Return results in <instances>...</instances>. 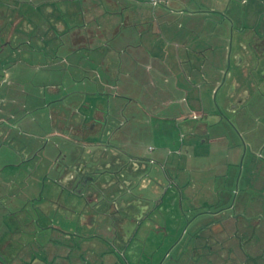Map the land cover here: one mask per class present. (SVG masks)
<instances>
[{
  "label": "rangeland",
  "instance_id": "374dc122",
  "mask_svg": "<svg viewBox=\"0 0 264 264\" xmlns=\"http://www.w3.org/2000/svg\"><path fill=\"white\" fill-rule=\"evenodd\" d=\"M80 1L86 3L85 6L82 4V12L79 6ZM107 1L67 0V3L60 4L58 8H51L52 12L49 16L41 12L28 15L30 22L28 21L27 31L32 34L29 33L28 40L34 47V52L29 46L21 44L19 39L13 40L12 47L10 45L2 47L4 49L1 53L4 58L3 68L10 67L16 59H25L26 53H33L41 58L53 56L49 59L50 61H46L47 59L44 61L42 58L37 62L39 65L42 61L49 65L57 62L55 69L50 68L52 73L54 72L51 79L60 82L61 85L64 83L74 85L72 82L75 78L84 75L76 67L78 62L76 57L110 56V49L114 48L122 63L121 76L125 74L126 81L127 74L130 79L125 84L127 90L122 88L126 94L123 95L126 96L125 99L118 98L109 105L104 97L95 96L92 107L75 112L64 107L54 111L52 109L31 110L29 105L33 100L32 96L35 95L36 98V101L32 102L40 103L44 93H49L46 86L42 85L43 78L39 76L28 78L32 82H26L30 83V87L25 85L23 88L16 86L8 88L19 91V93L15 92V98L7 96L8 101L9 99L17 101L18 118L25 117V121L30 123L34 117L37 124L33 126L34 122H32V126L29 125L23 130V134L18 135L19 140L16 143L13 142L10 145L9 141H6V145L21 148L24 145L34 144L35 147L38 146L37 148H45V151L41 149L33 157L27 167L20 168L19 173L18 169L0 171V231L3 242L13 239V243L10 244L11 249L7 248L8 252L20 246L14 241L15 238L31 234V231L39 227L42 229V236L39 230L40 235L36 239L38 244L31 252L32 264H108L109 250L103 251L104 247L99 248L94 238H83L85 235H94L95 228L93 230L87 224L79 222L78 214H75L73 206H78L79 209L81 208L79 212H82L90 191V193L98 194L100 203L122 198L125 202H118V205L123 214L128 215L127 217L140 215L142 204L151 210V216L147 220L148 225L144 224L145 228H142V231L146 230L137 234L134 242L137 244H134L132 252L126 253L123 257L114 251L115 254L112 255L114 260L111 264H123L125 260L131 264H144L145 259L149 264L153 256L156 259L160 257L156 249L164 241L163 249H167L163 257L169 254L167 262L188 264L187 260L192 248L202 247V242L205 241L204 238L194 237L193 231L203 228V224L209 222H205L201 218L202 215L198 214L209 210L219 213L222 220L227 219L225 222L228 234L225 238L227 247H237V251L242 252L237 254V257L240 256L241 263L245 264L249 261L246 256H251L253 248L257 247L264 252V87L260 86L264 85V79L258 78L259 85L257 83L253 86L248 85L249 71L246 70L251 63L256 65L257 55L259 52L261 54L264 52V45L258 41L260 38L253 30L256 16L264 10V0H226L228 29L231 22L236 29L242 27L243 42L240 47L233 40L231 54L228 42L226 70L232 77L235 78V74L238 76L237 80L241 88L245 89L241 94L244 100L236 103L232 109L219 110L212 96L211 103L206 104L209 108L204 110V115L194 113L196 117L193 119V113L186 106L191 103V96L182 92L179 100L187 109L182 107L179 111L177 110L178 114L182 111L186 116L182 119L183 125L180 127L176 124L179 120L171 117L175 115L176 110L164 108L159 102L162 94L168 95L169 92H175L177 84L186 87V91L189 88L185 76L188 66L185 60L186 55H189L190 43L185 39L188 22L185 18L176 19L175 16L167 19L170 23L177 24L176 26H182L180 30L175 26L179 34L173 39L171 34H168L169 38H166L157 33L156 25L160 23V17L150 19L156 11L176 10L177 6L183 9L186 6L193 7L197 0H180V2L171 0L167 5L164 3L154 5L150 0H141L144 6L143 13L135 10V0H113L115 2L113 6H108ZM98 7L99 14H97L98 10H94ZM251 9L253 11L250 13ZM90 17L94 20L90 19L88 27L85 19ZM149 20L150 22H147ZM122 22H127L129 25L125 26L121 24ZM138 22L143 24L136 26ZM23 25L25 24H20V30L23 29ZM85 25L87 29L84 28ZM97 25L102 29L98 31ZM138 27L145 29L147 42L143 44V47H140L136 41ZM88 28L92 30V33ZM117 28L119 33L115 36L113 34ZM4 33H7L6 30ZM80 35L94 39L97 43L96 48L86 49L75 44V39H78ZM260 37L264 39L262 35ZM104 38L105 42L108 41L105 43L107 45L103 43ZM128 41L129 43L126 44ZM256 41L257 49L250 45ZM99 44H102L104 48H100ZM260 49L261 51L258 52ZM144 50L151 55L145 56ZM176 51L180 58L175 57ZM56 56L67 58L63 69ZM111 60L104 68L97 62L90 67L94 71L97 70L101 75L100 78L105 82L109 78L105 77L108 73L107 68L112 72V64H116V58L115 63ZM232 81L233 78H228L226 86H231ZM122 83L123 78L119 82L120 89ZM33 86L35 90L28 92L29 89H33ZM100 90L103 91V89ZM105 90L112 92V89ZM28 97L31 99H27ZM130 99L132 103H129ZM25 103H27L26 106ZM145 112L150 116H146ZM33 113H35L34 116H32ZM88 114L95 121L93 130L90 129L94 124L85 127L80 135L69 133L64 129L69 124L77 125L79 120L83 123L84 115ZM42 116L47 119L45 126L42 123ZM47 125L51 128L49 129ZM3 129L5 133L6 127L3 126ZM180 130H184L183 137L192 140L191 147L184 146L179 149L181 147L178 143ZM54 131L65 132L69 139L64 137L62 139L53 134L50 137L45 135ZM19 133H21L20 130ZM39 134L43 135V140L40 137L30 142L32 139L28 137ZM121 150L133 152L137 156L150 154L153 162L149 164L147 158L145 162L133 164L122 154L123 152H120ZM162 150L168 160L161 161L153 158V155ZM176 151L179 153L176 154ZM86 171L90 172L89 176H94L93 172L97 173L94 178L98 185L97 189L85 184L86 176L81 178V173ZM76 174L79 175L77 179H75ZM44 181L63 186L65 188L63 196L60 197L58 189L54 188H46L42 191L41 186ZM176 183L182 188L184 195L182 207L178 205L174 207L169 203L171 197L174 199L178 193ZM89 187L91 188L87 191ZM166 190L168 191L164 197V203L156 207L154 200L160 199ZM69 195H73L74 198ZM27 196L30 200L26 198ZM175 197L178 198V195ZM203 198L209 199L212 205L198 206L197 204ZM136 200L140 202L139 205L136 204ZM70 204L72 207L67 210ZM127 204L128 210L125 207ZM176 209L180 222L178 219L176 222L170 221L175 219ZM104 213L99 209L96 211L95 218L102 217ZM220 217L216 218L220 219ZM194 218L197 219L193 221ZM208 218L216 224L221 220L215 221L216 218L211 216ZM229 218H235V220L230 221ZM163 220L168 221L167 225L170 228L166 239L158 228ZM92 221L96 223L95 219ZM103 224L99 223L100 227ZM99 225L96 231L100 230ZM16 227L19 228L18 231L13 230ZM58 227L59 229L62 227L61 231ZM234 234L237 235L236 239L233 237ZM146 236L147 239H145ZM140 243L142 246L139 245ZM90 248L91 251L93 250L92 253ZM9 253L1 257L3 262H7ZM26 256L29 255L26 254ZM261 258L258 259L259 263L262 261ZM154 264H160V261L157 260Z\"/></svg>",
  "mask_w": 264,
  "mask_h": 264
},
{
  "label": "crops",
  "instance_id": "0c3cea01",
  "mask_svg": "<svg viewBox=\"0 0 264 264\" xmlns=\"http://www.w3.org/2000/svg\"><path fill=\"white\" fill-rule=\"evenodd\" d=\"M152 1L153 0H150L151 3ZM170 1L171 0H157V3L154 5H158L160 3H164V5H167ZM178 1L180 2V0ZM65 3H67V0H37V1L36 0H0V171H3V169H10V170L18 169L17 172L19 173L20 172L19 169L27 167L30 161L33 159V157H35V155L41 149L45 151V148H37L38 146L35 147L34 144H31L30 146L24 145L21 148L20 147L12 148L10 146L13 144V142L16 143L19 140L18 135L23 134V130L26 127H28L29 125L32 126L33 124L32 122H34L33 126H35L37 124V121L34 120L33 117V119H31L30 122L31 124H30L29 121L27 122L25 121V117H22L20 119L18 118L16 113V111L18 110L16 108L17 101H15V99H9L8 101L7 96L10 95L15 98L16 93H19V91H13L8 88L13 86H16L18 88H23L25 85H28L30 87L31 86L30 83L32 82H30L31 79H28L29 77L35 78L36 76H39V78H43L42 85L46 86L49 93L47 94L44 93L40 103L32 102V101H36L35 95L32 96L33 100L31 101V105H29V107L33 111L40 109H52L54 111L55 109L64 107L66 109H70L71 111L75 112L81 109L87 110L88 107H92L93 105L92 100L96 98L95 96L102 98L104 97L108 101L109 105L111 102L117 100L118 98L125 99L126 97L123 96L126 95L124 94L123 91L124 89L127 90L125 88V84L126 81L130 79L128 78L127 74H126V79H127L126 81H125V74L121 76L122 63L120 60V56L117 54L114 48L110 49L111 51L110 56L99 55V57L101 58H97V57L93 58L92 55L76 57L78 59L76 67L79 69V71H82L84 75L82 77L75 78V80L72 82L74 85H69L65 83L61 85L60 82L51 79L52 74L54 76V72L52 73L51 69L56 68L57 62H54L53 64L50 65L48 63L45 64L43 61L41 65H39L38 64L39 62H37L42 58H43L42 60L44 61L46 59H47L46 61H50L49 59H52L53 56H44L41 58L34 55L33 53L30 54L26 53L24 57L25 59H20V58L16 59L14 62L11 63L10 67L3 68L2 61H4V58L2 57L1 53L4 49H2V47L5 45L13 46L14 45L13 40L19 39L21 44L29 46L34 52V47L28 40L29 35L31 34L29 31H27V29L29 28L28 21L30 22L28 15H32L35 12L37 13L41 12L49 16V14L52 12L51 8L53 7L58 8L60 4H65ZM113 3H115L113 0L107 1L108 6L109 5L113 6L114 5ZM134 3H135V10L143 13L144 6L142 4V1L135 0ZM82 4L83 6H85L86 3H83L82 1L79 2L81 12H82ZM94 10H98L97 14L100 13L99 7L94 8ZM164 10L165 11H161V12L156 11V14L154 12V14H152L150 19V20L152 19L154 20L157 16L160 17V23L156 25V29H157L156 31L161 37L164 35L166 36V38H169L168 34H171L173 36V39H175L176 36H178L179 34L178 29L179 30L182 29V26L180 25L176 26L177 24L170 23V21L167 20L168 18L175 16L176 19L185 18V20H187L188 22L186 26L185 39L187 40V42L190 43L188 45L189 55L188 54L186 55V60H185L188 64L185 70V76H186V82H188L189 84V88L186 91V87H181L180 85L177 84L176 85L177 88L175 89V92L174 91L169 92L168 95L162 94V99L160 100L159 104L164 108L167 109L172 108L176 110L175 115L171 117H173V119L179 120L176 123L177 127L183 125L182 119L186 117L182 111L178 114L177 110L179 111L180 108L182 107L185 109L187 108L190 109L191 112L193 113L192 118L194 119L196 117L194 113H196L197 115L199 114L204 115V110H206V108H209V106H206V104L211 103L212 96L215 98V105L219 110L232 109L236 103H239L243 99L241 94L244 93L245 89L241 88V85L237 80L238 76L235 74V78H234L232 77V75H229V71L226 70L227 48L229 42V47H230L229 49L231 54V46L233 45L232 43L233 40H235L237 46L240 47H242L243 42L241 39L242 27L236 29L234 28V23L231 22L229 23L230 28L228 29L227 16H226V0H197L196 2H194L193 7L186 6L183 9L180 6H177L176 10L173 9H164ZM252 11L253 9L250 10V13ZM85 13H88V11H85ZM90 19L94 20L92 17L85 19V22L88 25V27H89L88 22L90 21ZM150 20L147 22H150ZM22 23H24L25 25H23V29L20 30L19 26ZM253 23H254L253 30L257 32L256 36L260 38L258 41H261V45H264V39H261L260 37V35H262V38H264V10L259 12ZM121 24H124L125 26L129 25V23L127 22L126 23L122 22ZM142 24L143 22H138L136 26H141ZM87 25H85L84 28L87 29ZM175 26L178 29H175ZM96 29L99 31L100 29H102V27L97 25ZM5 30L7 33H4ZM88 30L92 33V30H90L89 28ZM138 31H139L138 40L136 41H138L140 47H143V44L147 42V39H145V29L143 27H140ZM118 33H119V29L117 28L116 32L113 35L116 36L118 35ZM173 39L170 40L173 41ZM107 42H105V38H104L103 39L104 45H107L105 44ZM74 43L86 49L96 48L97 45L94 39L84 38L82 35H80L78 39H75ZM128 43L129 41L126 42V44ZM177 43L179 44V42ZM256 44L257 41L256 43L252 42L250 45L251 47L253 46L255 49H257ZM99 46L100 48H104L102 44H99ZM99 46H97V48ZM156 51H158V49H156ZM259 51H261V49L258 50V52ZM144 53L145 56L151 55L148 54L147 51L145 50ZM32 54L33 56H31ZM257 56H258L257 64L253 65L254 63H251V65L246 69L249 71L247 83L248 85H252V86L257 85L259 83L258 81L259 77L261 79H264V52H262V54L261 52H259ZM175 57L180 58L178 51L175 52ZM115 58H116V64H112V72H110L109 68H107L108 73L107 75H105V77L107 76L106 78L108 77L109 78L108 81L106 82L100 78L101 75L100 73L97 72V70L94 71L90 68L91 66L94 65L95 62L101 63L102 67L104 68L106 67V65H108L107 62L110 61V59H112L111 61L114 60L115 63ZM236 59H238V55H236ZM135 60L137 61V58ZM139 60H143V59H139ZM59 62L61 69H63L64 67L63 64L67 62V58L60 57ZM19 63L21 65H19ZM22 63L25 64L22 65ZM252 73L254 75H252ZM26 78L28 80H23ZM121 78H123V83L120 89L119 82ZM228 78L231 79L233 78L232 85L229 87L226 86V81L228 80ZM26 82H30V83H26ZM260 86L264 87V85H260ZM100 89H103V91ZM105 89H112V92H106L107 90ZM34 90L35 87L33 86V89H29L28 92H32ZM182 92L186 93L187 96L188 94L191 96L190 98L191 103L187 105L185 104L187 108L186 106L182 105V101L179 100V97L182 94ZM27 99H31V97H28ZM129 103H132L131 99L129 100ZM140 103L141 105H144L142 102ZM26 105L27 103H25V106ZM34 114L35 113H33L32 116H34ZM145 114L146 116H150V114L148 115L146 112ZM153 115L156 116L155 113H153ZM141 116L143 117L144 115ZM99 117L101 116L99 115ZM41 119H42V123L45 126V122L47 123V119L43 118V116ZM92 119L93 118H91V115L89 114L84 115L83 123L81 120H79L77 125L69 124L66 125L64 129H66V131L69 133H74V134L78 133V135H80L81 133H83L85 127H89L90 125L92 126L95 123V121ZM3 126L6 127L5 133ZM48 128L50 129L51 127L48 126ZM94 128H95V124L91 127L90 130H93ZM19 130L21 133H19ZM44 131L42 132V134L44 133ZM180 131H181V135L178 140V143H180L181 147L179 149L183 148L184 146L191 147L192 140L183 137L182 131L184 130H180ZM51 134L56 135L62 139L63 137L64 139L65 138L69 139L67 138V134L65 132L58 133L54 131L52 133L49 132L45 135L47 137H50ZM40 137H42V140L44 139L43 135L41 134L34 135L33 137H28V138H31L32 140L30 142H32L34 141V138L39 139ZM6 141H9L10 143L9 146L6 145ZM120 152H123L122 154H124V156H126V158L129 161H131L133 164H136L138 162H145L147 161V158L149 159L148 160L149 164L153 162L152 158L150 157V154L137 156V154H134L133 152H128L126 150H121ZM178 153L179 151H176V154ZM153 158L159 159L161 161L168 160L163 150L153 155ZM93 174L94 176H89L91 175L90 172L87 173L86 171L84 173H81V178L83 179L84 176H86L85 184L87 186L88 185L92 187L94 186L96 187L95 189H97L98 185H96L97 182L94 180L97 173L93 172ZM78 177L79 175L76 174L75 179H77ZM175 187L178 191V193L175 196L178 195V198L174 196L173 199L171 197L169 203H171V205L174 207H177V205L182 207V200L184 196L182 193V188L179 186L178 183H176ZM46 188L58 189L59 196L61 195L60 197H62L63 196L62 194L65 192L64 190L65 188L63 186H60L57 183H53L51 181L49 183H45V181L44 183H42L41 190L45 191ZM90 188L91 187H89L87 191H89ZM167 191L168 190L165 191V193L160 199L157 198V200L156 199L154 200V204L156 205V207L164 203V197ZM69 196L74 198L73 195H69ZM26 198L30 200L29 196H27ZM118 199L117 200L113 199L111 201L108 200L101 201L100 203V200H98V194L95 192L90 193L89 191L87 194V198L85 199V207H83L85 209L82 210V212H79L81 208L79 209L78 206L73 205L75 214H78V221L87 224L89 228L93 230L95 228L94 235L93 234L85 235L83 236V238H89V237L94 238L96 240L95 243L98 245L99 248L102 249V247H104L103 251H106L105 249L109 250L108 251L109 253H107V255L110 259V262L108 264H111L112 260H114V256H112L114 251H116L115 253L122 255L123 257L124 255H126V253L132 252L131 250L134 244H137L134 243L137 234L141 232L142 233L145 232L146 229L142 231V228L144 227V224L148 225L147 220H149L151 216L150 214L151 210L143 206V204H142V210H140L141 211L140 215L134 217H127L128 215L125 216L123 214V211L120 210L118 205L119 204L118 202H125V201H123L122 198L119 199L120 201ZM180 200L181 203L179 204ZM139 203L140 202L136 200V204L139 205ZM197 205L201 207H205L212 205V203L209 202V199L203 198L200 200L199 204ZM127 206L129 205L128 204L125 205V207ZM70 207H72V204L69 205L67 210ZM128 208L129 207H127L126 210H128ZM99 209L103 210V212L105 213L102 217L95 218L96 211H98ZM181 210L183 209L181 208ZM84 213L85 215H83ZM198 215H202L201 218H203L205 222L206 221L209 222L204 223L202 226L203 228L193 231V236L204 238L205 241L202 242V247L192 248L191 252L189 253L187 263L188 264H244L241 263L240 256L237 257V254H242V252H238L237 247H233V246L227 247V241L225 239L228 235L226 231L227 228L225 225L227 219L222 220L220 217L221 215L219 213L212 212L210 210L203 211V213H200ZM174 216L175 219H170V221L176 222L178 219V221L180 222L181 219L179 218L177 209H176V215ZM210 216L213 218L220 217L222 221L216 218L215 221H217V219L220 221L219 222L217 221V224L214 222L212 223L208 218ZM92 219H95L96 223H93ZM196 219L197 218H194L193 221H195ZM229 220L234 221L235 218L234 219L229 218ZM167 222L168 221L163 220L158 225L159 232L163 234L165 239L168 237L170 230L169 226L167 225ZM99 223L101 224L104 223V224L102 227H100ZM98 225L100 227V230L96 231L97 229L96 227ZM18 229L19 228L16 227L13 230L18 231ZM60 229H62V227H60ZM60 229L58 227V230ZM39 230L42 236V229L36 227L35 230L31 231V234H27L26 236H22L21 238H15L14 241L20 244V246L16 250L15 249L11 250L10 253L8 252L7 248H9V250L11 249L10 244L13 243V239L11 238L3 242L2 232L0 231V264H32L33 254L31 252H33V248L36 247V245L38 244V241L36 239H38L37 236L40 235ZM233 237L234 239H236L237 235L234 234ZM164 238H162L161 236L162 240ZM145 239H147V236L145 237ZM212 239L214 240H213V244L211 245L210 243ZM164 242H161L158 248L156 249L158 250V254H160V257L156 259V257L153 256L152 262L149 264H154L155 262L157 263V260L158 262L160 261V264H171V262L166 261L169 254L168 255L166 254V256L163 257V254L167 249V248L163 249ZM139 245H141V243ZM92 248L94 249V247ZM138 248L141 247L138 246ZM239 249L241 250V248ZM96 250H98V248ZM92 251L90 253H92ZM172 251L173 250H171V252ZM261 251L262 250H260L257 247L253 248L250 253L251 256H246V259H248L249 261H246L245 264H264V252ZM8 253L10 255L7 262H3L1 257H4L5 254L8 255ZM26 254L29 256H26ZM182 254L184 256L183 252ZM260 257H262L261 263L258 262V259H260ZM177 261H178V257H177ZM147 262L148 261L145 259L144 264H147ZM123 264H131V263L128 260H125ZM135 264H140V263H135Z\"/></svg>",
  "mask_w": 264,
  "mask_h": 264
},
{
  "label": "built area",
  "instance_id": "2783aa9c",
  "mask_svg": "<svg viewBox=\"0 0 264 264\" xmlns=\"http://www.w3.org/2000/svg\"><path fill=\"white\" fill-rule=\"evenodd\" d=\"M152 3H153V4H156V3H157V0H153Z\"/></svg>",
  "mask_w": 264,
  "mask_h": 264
}]
</instances>
